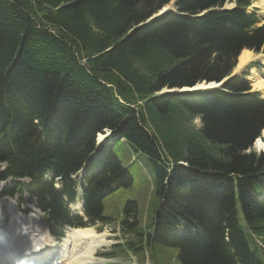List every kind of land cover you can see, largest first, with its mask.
Returning a JSON list of instances; mask_svg holds the SVG:
<instances>
[{"label": "trees", "instance_id": "16d2710c", "mask_svg": "<svg viewBox=\"0 0 264 264\" xmlns=\"http://www.w3.org/2000/svg\"><path fill=\"white\" fill-rule=\"evenodd\" d=\"M170 1L0 0V180L29 177L22 187L59 233L87 224L67 202L88 161L85 214L106 221L103 191L132 180L110 146L96 149L108 129L152 163L148 227L180 264H264V151L251 150L264 99L242 76L158 95L222 79L242 49L264 52V18L247 13L252 0H176L148 20Z\"/></svg>", "mask_w": 264, "mask_h": 264}, {"label": "rangeland", "instance_id": "374dc122", "mask_svg": "<svg viewBox=\"0 0 264 264\" xmlns=\"http://www.w3.org/2000/svg\"><path fill=\"white\" fill-rule=\"evenodd\" d=\"M173 2L174 1H171L168 5L165 6V8L172 7ZM253 7L257 8L258 14L264 16V0H254L250 5L248 11H251ZM241 51L237 56L236 63L239 60ZM251 55L252 58L244 64L241 72H236L239 67L235 69V72L237 73V75L246 74L245 78L248 79L253 90L259 89L261 95L264 97V89L259 88L260 86H256L254 84V79L256 77L259 76L258 78L264 79V53L252 52ZM201 84L203 83H200L198 85L200 86ZM210 84L212 83L206 85L209 86ZM175 90L178 91V89ZM190 123L191 125H195L196 127H198L201 122L199 120V117H195ZM262 135L263 134L261 131L260 136L253 141L251 150H254L255 152L264 151V148L260 149L256 146L257 139L262 138L264 140V137ZM112 150L113 153L121 161V164L125 166L130 172L132 181L129 186L113 188L101 198L104 215L116 220H113L112 223L106 225H102L100 222H96L92 226H90L99 233H106V240L108 241L107 245L100 246L96 250L95 261L97 260L98 264H122V262L124 264H149L146 257V250L148 247H150V264H179L176 256L178 250L176 248L154 242L152 236L150 237V243L147 245L144 234L139 235L134 233L135 228L138 225L140 226V222H136L134 216H128L127 224L122 225V219H120V217L118 216L124 213V207L129 201L136 202V216L141 217L143 215L142 222L145 219V223L147 224L148 220L151 221L153 211L157 208L158 200L152 192L153 174L152 163L150 162V160L143 153L134 152L124 140L115 139L112 143ZM5 183L6 182L0 183V187ZM81 183V180H79V184ZM6 205L7 207H11L13 206V203L12 201L8 200L6 202ZM30 208L32 210L31 213L28 212ZM23 209L24 210L20 217L21 219L23 217V220L28 223L31 230L34 231L41 227H44L41 212L37 209L32 208L29 201H24ZM6 222L9 225L11 224V220H7ZM117 224H119V229L116 226ZM41 243H43L42 239ZM127 244L131 245L132 247L140 245L141 247L138 249L140 252H134L133 250H131L130 252L121 253L118 256L114 254L115 251L119 250V247H116V245H120L125 248ZM109 250H111L110 254H108ZM56 252L59 253V250H56Z\"/></svg>", "mask_w": 264, "mask_h": 264}, {"label": "bare ground", "instance_id": "6f19581e", "mask_svg": "<svg viewBox=\"0 0 264 264\" xmlns=\"http://www.w3.org/2000/svg\"><path fill=\"white\" fill-rule=\"evenodd\" d=\"M251 53L252 52L250 50L243 49L239 55L238 66L244 65L248 60H250L252 58ZM258 77L254 79V84L256 86H260L259 88L264 89V79ZM204 85L205 84H201L200 87H206ZM195 87H199V85H196ZM183 89L187 90L189 88ZM168 90L169 89L167 88L164 91ZM104 131L109 132L110 130L104 129ZM262 134V136L264 137V129L262 130ZM106 135L107 133L99 134L98 136L99 139L102 140ZM256 146L260 149L264 148V140L262 138L257 139ZM79 208V204L74 206L75 210H79ZM41 228L33 231L29 227L28 223L23 220V218H13L11 226L7 228V232L9 233L11 238L6 239L8 241V244L5 247L2 246V248L11 249L12 247L10 243L12 240H15V243L18 244L19 250H21L22 252H29L30 250L32 251L35 249V246H30L28 248L27 238L35 236L36 239H34L33 242H38L41 245V250L39 252L40 255L38 259H46L47 255H53L57 249L59 250V256L55 264H98V262L95 261L96 250L100 246L107 245L108 243V241L106 240V233H97L93 230V228L68 229L59 243L56 238L48 234L45 226ZM41 239L43 243H41ZM13 245L15 244L13 243Z\"/></svg>", "mask_w": 264, "mask_h": 264}, {"label": "water", "instance_id": "95a60500", "mask_svg": "<svg viewBox=\"0 0 264 264\" xmlns=\"http://www.w3.org/2000/svg\"><path fill=\"white\" fill-rule=\"evenodd\" d=\"M165 10H167V9H166V8H163L162 11H160V12L162 13V12H164ZM161 13H160V14H161ZM155 16H157V14H156V15H153V16H152L151 18H149L148 20H151V19H152L153 17H155ZM226 80H227V79H221V80H218V81H211V82L202 81V82H200V83H203V84H205V85H206V84H209V83H212V84L209 85L208 88H222V87L224 86ZM200 83H197L196 85H198V84H200ZM196 85H195V86H196ZM195 86H193V89H191L190 91L201 89L200 87H195ZM98 142H100V141L98 140Z\"/></svg>", "mask_w": 264, "mask_h": 264}]
</instances>
